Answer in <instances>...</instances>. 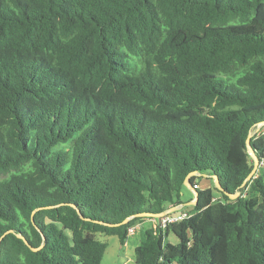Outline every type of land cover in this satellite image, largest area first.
<instances>
[{
    "label": "trees",
    "instance_id": "obj_1",
    "mask_svg": "<svg viewBox=\"0 0 264 264\" xmlns=\"http://www.w3.org/2000/svg\"><path fill=\"white\" fill-rule=\"evenodd\" d=\"M263 122L264 0H0V264H102L194 172L240 196L198 187L136 263L264 264Z\"/></svg>",
    "mask_w": 264,
    "mask_h": 264
},
{
    "label": "rangeland",
    "instance_id": "obj_2",
    "mask_svg": "<svg viewBox=\"0 0 264 264\" xmlns=\"http://www.w3.org/2000/svg\"><path fill=\"white\" fill-rule=\"evenodd\" d=\"M257 129H255L253 132H256ZM264 132V125L261 127L259 132L257 133H263ZM259 177L264 182V162L260 164L259 169L256 173V177ZM200 183L201 189H205L208 186L213 187L214 183L208 182L207 180L203 179ZM250 186L249 188H251ZM194 197V192H192L189 188H184L183 190V196L182 201L184 204H188L190 201V198ZM187 208L192 206H186ZM154 228V224L149 221L145 220L141 223L140 229L136 232L134 236H132V240H129L130 242L127 244V246L121 245L119 238L117 236H106L103 234H98L97 238L108 244V249L106 251L105 257L102 261V264H137L135 261V251L136 248L141 245L142 239L144 237V231L148 228ZM130 238V239H131ZM169 240L171 242L176 243L177 238L173 235L169 237Z\"/></svg>",
    "mask_w": 264,
    "mask_h": 264
},
{
    "label": "water",
    "instance_id": "obj_3",
    "mask_svg": "<svg viewBox=\"0 0 264 264\" xmlns=\"http://www.w3.org/2000/svg\"><path fill=\"white\" fill-rule=\"evenodd\" d=\"M263 125H264V122L261 123V124H259V126L257 127L256 132H259V130L261 129V127H262ZM256 132H253V131L250 132V134H249V136H248V139H247V148H248V152H249V154H250V155L252 156V158H253V161H254V168H253L252 172L250 173V175L248 176V178L246 179V181L243 183V186L246 185L247 182L251 181V180L256 176V173H257V171H258V169H259V166H260V160H259V158L256 156V154H255V152H254V149H253V147H252V145H251L252 138L256 135ZM197 175H198V173H197V172H194V173L190 174V175L187 177L186 181H185V186H186L187 188H189L192 192H194L195 199H194L193 201L189 202L188 204H184V205H181V206L173 207V208L168 209L167 211H164V212H162V213H160V214H144L143 217H153V218H158V219H160V218H162V217H164V216H166V215L172 214V213H174V212H179V211H181V210H182L184 207H186V206H196L197 203H198L199 193H198V191H197L196 189H194V186H193V185L191 184V182H190V178H191L192 176H197ZM213 179H214V181H215V185L217 186V188H218L220 191L225 192L224 188H223L222 185L220 184L219 178H218L217 176H213ZM225 193H226V195L230 196V198L233 199V200H234V199H237V198L240 196V192H237V193L234 194V195H230V194L227 193V192H225ZM128 221H129V220L127 219V220L124 221V223H127ZM24 240H25V239H24ZM25 242H26L27 244H29L27 240H25ZM30 247H31L34 251H38V250L41 249V247H40V248H33L31 245H30Z\"/></svg>",
    "mask_w": 264,
    "mask_h": 264
},
{
    "label": "built area",
    "instance_id": "obj_4",
    "mask_svg": "<svg viewBox=\"0 0 264 264\" xmlns=\"http://www.w3.org/2000/svg\"><path fill=\"white\" fill-rule=\"evenodd\" d=\"M198 187L199 186H197V185L194 186L195 189H198ZM185 218H188V213L180 211V212L175 213V214L166 215L160 219L153 218V219H148V220L154 224V228H156V227L166 228L168 225L180 222V221L184 220ZM140 226H141V223L129 228V230H128V238L129 239L136 234V232L140 229Z\"/></svg>",
    "mask_w": 264,
    "mask_h": 264
},
{
    "label": "crops",
    "instance_id": "obj_5",
    "mask_svg": "<svg viewBox=\"0 0 264 264\" xmlns=\"http://www.w3.org/2000/svg\"><path fill=\"white\" fill-rule=\"evenodd\" d=\"M129 240H132V238H131V239H129ZM129 242H130V241H128V243H129ZM128 243H127V244H128ZM127 244H126L125 246H127Z\"/></svg>",
    "mask_w": 264,
    "mask_h": 264
}]
</instances>
